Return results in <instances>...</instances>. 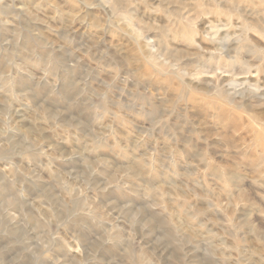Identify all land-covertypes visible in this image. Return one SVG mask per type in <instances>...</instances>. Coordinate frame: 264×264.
Instances as JSON below:
<instances>
[{"label": "rangeland", "instance_id": "374dc122", "mask_svg": "<svg viewBox=\"0 0 264 264\" xmlns=\"http://www.w3.org/2000/svg\"><path fill=\"white\" fill-rule=\"evenodd\" d=\"M0 264H264V0H0Z\"/></svg>", "mask_w": 264, "mask_h": 264}, {"label": "bare ground", "instance_id": "6f19581e", "mask_svg": "<svg viewBox=\"0 0 264 264\" xmlns=\"http://www.w3.org/2000/svg\"><path fill=\"white\" fill-rule=\"evenodd\" d=\"M237 92H238V91H237ZM232 100H233V99H232ZM245 100H246V99H245ZM242 102H243V101H242ZM243 104H245V101H244V103H243ZM17 110H18V109H17ZM19 111H20V110H19ZM20 112H21V111H20ZM20 112H19V113H20ZM16 113H17V112H16ZM19 113H18V114H19ZM15 116H16V115H15ZM19 117H20V116H19Z\"/></svg>", "mask_w": 264, "mask_h": 264}]
</instances>
